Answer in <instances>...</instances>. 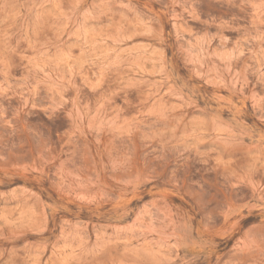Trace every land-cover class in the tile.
I'll return each instance as SVG.
<instances>
[{"label": "rangeland", "instance_id": "1", "mask_svg": "<svg viewBox=\"0 0 264 264\" xmlns=\"http://www.w3.org/2000/svg\"><path fill=\"white\" fill-rule=\"evenodd\" d=\"M0 264H264V0H0Z\"/></svg>", "mask_w": 264, "mask_h": 264}]
</instances>
